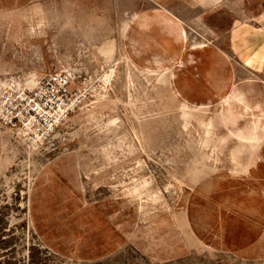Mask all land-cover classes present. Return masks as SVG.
<instances>
[{"label":"rangeland","instance_id":"374dc122","mask_svg":"<svg viewBox=\"0 0 264 264\" xmlns=\"http://www.w3.org/2000/svg\"><path fill=\"white\" fill-rule=\"evenodd\" d=\"M263 7L0 0V100L52 71L75 97L43 136L0 122V264H264Z\"/></svg>","mask_w":264,"mask_h":264},{"label":"built area","instance_id":"2783aa9c","mask_svg":"<svg viewBox=\"0 0 264 264\" xmlns=\"http://www.w3.org/2000/svg\"><path fill=\"white\" fill-rule=\"evenodd\" d=\"M69 73L52 71L40 75L32 89L4 91L0 100V122L21 125L38 137L52 132L74 108Z\"/></svg>","mask_w":264,"mask_h":264},{"label":"crops","instance_id":"0c3cea01","mask_svg":"<svg viewBox=\"0 0 264 264\" xmlns=\"http://www.w3.org/2000/svg\"><path fill=\"white\" fill-rule=\"evenodd\" d=\"M30 4L31 3H29V6H30ZM260 11H262L261 13H259V14H256V15H254V17H255V19L259 22V25L264 29V7L262 8V9H260ZM260 30V29H259ZM262 32L263 31H258V29H256L255 31H254V34L256 33V34H262ZM260 38H264V36L263 37H260Z\"/></svg>","mask_w":264,"mask_h":264},{"label":"bare ground","instance_id":"6f19581e","mask_svg":"<svg viewBox=\"0 0 264 264\" xmlns=\"http://www.w3.org/2000/svg\"><path fill=\"white\" fill-rule=\"evenodd\" d=\"M259 31V30H258ZM261 32V31H260Z\"/></svg>","mask_w":264,"mask_h":264}]
</instances>
